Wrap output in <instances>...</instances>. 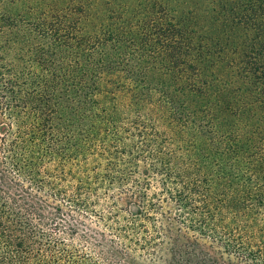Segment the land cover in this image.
<instances>
[{
  "label": "trees",
  "instance_id": "16d2710c",
  "mask_svg": "<svg viewBox=\"0 0 264 264\" xmlns=\"http://www.w3.org/2000/svg\"><path fill=\"white\" fill-rule=\"evenodd\" d=\"M4 2L0 0V264H45L44 256L54 257L31 219L36 215L40 222L57 221L58 226L65 216L60 208L46 212L43 195L55 201L64 196L48 178V157L63 159L66 145L68 152H81L102 119L116 110L114 104L106 111L102 100L118 94L137 114H146L144 125L131 126L149 157L160 164L150 171L164 179L163 192L151 200L150 181L127 192V204L146 206L150 212L143 220L154 222L145 237L139 220L124 225L126 235L136 233L139 256L152 264H264V224L257 219L264 209V167L251 163V153L243 150L245 140L238 138L237 145L216 134L217 96L208 84L149 88L140 85L134 71L120 73L115 62L110 69L112 60L97 51L65 55L72 44L59 38L61 31L11 15ZM246 2L245 7L264 17V0ZM254 51L249 61L254 68L244 74L264 79L263 53ZM123 75L131 79L127 86ZM190 98L205 100L193 109ZM89 109L97 115L87 127ZM120 119L105 125L117 128ZM242 163L253 167L249 177ZM67 229L68 234L76 230L70 221ZM106 254L114 264H129L113 250Z\"/></svg>",
  "mask_w": 264,
  "mask_h": 264
},
{
  "label": "rangeland",
  "instance_id": "374dc122",
  "mask_svg": "<svg viewBox=\"0 0 264 264\" xmlns=\"http://www.w3.org/2000/svg\"><path fill=\"white\" fill-rule=\"evenodd\" d=\"M246 3V0H5L4 7L28 23L51 25L55 31H61L59 38L72 44L65 55L84 56L97 51L99 56L112 60L110 69L116 63L115 69L120 73H137L140 85L158 88L161 83L177 88L207 83L217 96L216 134L226 137V142L237 141V145H240L238 138L245 140L247 146L241 148L251 153L247 155L251 163L259 161L258 165L264 167V79L262 75L255 78L253 72L244 74L254 68L249 63L254 50L263 53L261 64H264V17L259 18V12L249 10ZM201 59L204 61L200 62ZM201 68L205 69L202 74L198 71ZM142 74L146 79L143 80ZM130 80L124 76L122 84L127 86ZM204 100L190 98L189 104L195 105L191 107L195 109ZM114 104L116 110L110 113ZM127 105L120 94L113 100H102L101 106L110 114L102 119L98 131L89 136L88 144L84 142L81 152H68L66 145L61 159L64 162L48 157V178L63 189L64 196L55 201L43 195L48 204L46 212L50 215L60 208L65 216L58 226L57 221L44 224L38 216H31L36 235L54 255L44 256L45 264H114L106 254L110 250L125 263L152 264L139 256L140 248L133 243L136 233L126 235L124 227L126 223L132 226L137 219L144 229L142 237L152 233L154 222L143 220L150 210L147 212L146 206L142 209L139 203L127 204L126 197L128 190L150 181L148 200H151L156 192H163L164 179L150 171L160 164L149 157L139 131L131 126L135 122L144 125L146 114H137L136 109ZM88 111L87 127L94 124L97 115L96 110ZM112 117H121L119 127L105 125ZM168 144L172 147L171 142ZM242 165L249 177V169L253 167ZM260 178V184H264L263 177ZM257 219L264 224V209ZM68 221L76 228L69 234Z\"/></svg>",
  "mask_w": 264,
  "mask_h": 264
}]
</instances>
